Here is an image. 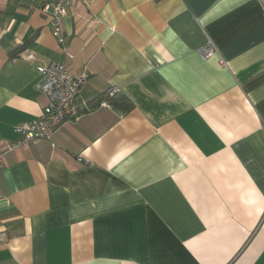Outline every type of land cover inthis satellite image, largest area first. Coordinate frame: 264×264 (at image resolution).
<instances>
[{"label":"crops","instance_id":"crops-1","mask_svg":"<svg viewBox=\"0 0 264 264\" xmlns=\"http://www.w3.org/2000/svg\"><path fill=\"white\" fill-rule=\"evenodd\" d=\"M62 29L0 0V149L46 105L37 66L89 76L4 158L0 264H264V0H72Z\"/></svg>","mask_w":264,"mask_h":264},{"label":"built area","instance_id":"built-area-1","mask_svg":"<svg viewBox=\"0 0 264 264\" xmlns=\"http://www.w3.org/2000/svg\"><path fill=\"white\" fill-rule=\"evenodd\" d=\"M41 14L50 18L51 33L59 45L64 44L62 20L66 16L72 0H34ZM202 59H209L218 55L217 49L210 42L198 49ZM33 55L25 56V61L32 62ZM222 63V61H220ZM36 71L40 76L37 89L46 98V105L41 114L29 123L14 127L17 135L14 142L7 143L0 149V172L3 169L4 158L7 154L26 147L38 141H50L55 132L67 121L76 119L80 112L77 100L82 87L88 81V74L72 75L62 62L52 61L45 66H37ZM118 94L114 87L108 88L100 105L108 107V100ZM1 199V192H0ZM6 234H0V243H5Z\"/></svg>","mask_w":264,"mask_h":264},{"label":"trees","instance_id":"trees-1","mask_svg":"<svg viewBox=\"0 0 264 264\" xmlns=\"http://www.w3.org/2000/svg\"><path fill=\"white\" fill-rule=\"evenodd\" d=\"M115 98H116V96H114L112 99H109L108 103L113 105L115 108H118L117 106H119L120 108H122L125 111L130 109V106L125 101H123L119 105H117V103H116L117 100H115Z\"/></svg>","mask_w":264,"mask_h":264}]
</instances>
